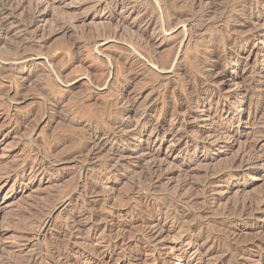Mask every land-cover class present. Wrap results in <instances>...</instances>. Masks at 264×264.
<instances>
[{"label": "rangeland", "instance_id": "1", "mask_svg": "<svg viewBox=\"0 0 264 264\" xmlns=\"http://www.w3.org/2000/svg\"><path fill=\"white\" fill-rule=\"evenodd\" d=\"M41 1L45 36L29 41L23 22L0 35V264H264V0ZM25 39L27 65L15 51ZM204 79L218 85L192 95ZM178 113L195 114L189 135L208 151L160 135L182 131ZM239 158L249 167L224 185ZM243 201L255 218L233 213Z\"/></svg>", "mask_w": 264, "mask_h": 264}, {"label": "bare ground", "instance_id": "2", "mask_svg": "<svg viewBox=\"0 0 264 264\" xmlns=\"http://www.w3.org/2000/svg\"><path fill=\"white\" fill-rule=\"evenodd\" d=\"M16 1V0H15ZM170 1V0H169ZM190 1H192V0H190ZM211 1H216V0H211ZM40 2H42L41 0L40 1H38L37 0V3L34 5V7L32 6L29 10L30 11H28V9L26 8V6H25V4L24 3H20V1L18 2V4L16 3L15 4V2H14V0H0V35H6V34H8V27L9 26H15L16 24V26H18V24L19 25H22L21 23L23 22L24 23V26H21V27H24V29H25V33H27V35L28 36H30V38H28L29 39V41H32V40H30V39H32L33 38V41L37 38V36H38V34L40 33V34H42V35H44L45 36V33H46V29H45V27H44V25H43V27H40L39 26V21H40V19H41V15L43 14V11H42V7H41V4L42 3H40ZM44 2V1H43ZM165 2V1H164ZM184 2V1H183ZM193 2V1H192ZM194 2H197V1H194ZM199 2H200V0H199ZM198 2V3H199ZM204 2V1H203ZM250 2V1H249ZM32 3V2H31ZM177 3V2H176ZM184 3H187V2H184ZM198 3L197 4H195V5H197L199 8H200V6L198 5ZM207 3V2H206ZM163 4H165V3H163ZM170 4V3H169ZM168 4V5H169ZM194 4V3H193ZM200 4V3H199ZM212 4V3H211ZM215 4V3H214ZM31 5V4H30ZM45 5V4H44ZM171 5V4H170ZM169 5V6H170ZM183 4H181V6H182ZM185 5V4H184ZM190 5V4H189ZM209 5V4H208ZM213 5V4H212ZM217 5V4H216ZM215 5V6H216ZM242 5H243V3H242ZM180 6V7H181ZM191 6H192V4H191ZM203 6H204V4H203ZM206 6V5H205ZM219 6V5H218ZM28 7H29V5H28ZM190 7V6H189ZM202 7V6H201ZM209 7V6H208ZM213 7V6H212ZM220 7V6H219ZM219 7H218V9H219ZM175 8V7H174ZM179 8V7H178ZM191 8V7H190ZM193 8V7H192ZM195 8H197V7H195ZM169 9V8H168ZM194 9V8H193ZM211 9V8H210ZM218 9H216V7H215V10L217 11ZM164 10V9H163ZM170 10V9H169ZM200 10V9H199ZM199 10H197L198 11V13H199ZM214 10V11H215ZM196 11V12H197ZM212 11V10H211ZM177 12V11H176ZM187 12V11H186ZM190 12V11H189ZM192 12V11H191ZM207 12V11H206ZM165 14H166V12H165ZM171 14V13H170ZM193 14V13H192ZM216 14V13H215ZM214 14V15H215ZM141 15V14H140ZM143 17H142V20L145 22V19L147 20V18H149L148 20H147V23L148 24H150V25H157L158 23H157V21L159 22V20L157 19V16H155L156 17V19H157V21H156V19H154V18H151V17H148V14H144L143 13ZM151 16V15H150ZM208 16V15H207ZM224 16H225V14H224ZM167 17V16H166ZM174 17V16H173ZM172 17V18H173ZM226 17V16H225ZM175 18V17H174ZM175 19H178V18H175ZM189 18H187L186 20H188ZM162 19H160V21H161ZM169 21L167 22L168 24L167 25H171V22L172 21H170V19H168ZM183 20V19H182ZM185 20V19H184ZM186 20L184 21V22H186ZM191 20V19H190ZM196 20V19H195ZM58 21V20H57ZM165 21V20H164ZM167 21V20H166ZM165 21V22H166ZM177 21V20H176ZM179 21H180V19H179ZM193 21V20H192ZM183 22V21H182ZM160 23H162V22H160ZM174 23V22H173ZM176 23V22H175ZM179 24V23H178ZM183 24V23H182ZM192 24V23H191ZM155 25V26H156ZM161 25V24H160ZM163 25V24H162ZM177 25V24H176ZM50 26V25H49ZM162 27V26H161ZM188 27V26H187ZM174 28H175V24H174ZM174 28H172V30L174 29ZM50 29V28H49ZM162 29V28H161ZM164 29V28H163ZM184 29V32H186L187 30H186V28L184 27L183 28ZM20 30V29H19ZM21 30H22V28H21ZM167 30V29H166ZM165 30V31H166ZM10 31V30H9ZM17 31V30H16ZM23 31V30H22ZM168 31V30H167ZM169 31H170V29H169ZM21 32V31H20ZM143 33V32H142ZM48 34V33H47ZM53 34V33H52ZM14 35V34H13ZM24 35V34H23ZM27 35H26V37H27ZM144 35V34H143ZM184 35V34H183ZM17 36V35H16ZM20 36V35H19ZM43 36V37H44ZM145 36V35H144ZM144 36H142L141 35V37H142V40L144 41L145 39H144ZM24 37V36H23ZM25 37V38H26ZM147 37V36H146ZM145 37V38H146ZM6 38V37H5ZM40 39H41V37H39ZM149 38V37H148ZM7 39V38H6ZM9 39V38H8ZM44 39V38H43ZM26 41H22L21 43H18V44H16V46H15V51H16V53H17V55L18 56H20V58H21V60H20V58H19V60L20 61H22V64L23 65H27V61H26V59H29L30 57H32V56H27V54L28 53H32V47L30 46V42L27 40V39H25ZM42 40V39H41ZM148 40V39H147ZM9 41V40H8ZM21 41V40H20ZM38 41V40H37ZM40 41V40H39ZM89 41V40H88ZM91 41H93V40H91ZM141 41V40H140ZM147 42V41H146ZM67 43V42H66ZM142 43V42H141ZM5 44V43H4ZM34 44V43H33ZM38 44H39V42H38ZM64 44V43H63ZM97 44V43H96ZM95 44V45H96ZM139 44H140V42H139ZM145 44H147V43H145ZM42 45V44H41ZM74 45V44H73ZM141 45V44H140ZM221 45H223V44H221ZM97 46V45H96ZM143 46V45H142ZM180 47H179V51L178 52H176L177 53V55H176V57L175 58H178V57H180L181 55V49H182V45H179ZM5 47V46H4ZM34 47V46H33ZM70 47L73 49V47H72V45H70ZM95 47V46H94ZM145 47L146 46H144V50H145ZM229 47V46H228ZM227 47V48H228ZM7 48V47H6ZM11 48V47H10ZM37 48V47H36ZM40 48V47H39ZM147 48V47H146ZM220 48H222V46L220 47V46H217V47H215V49H213V52H216V51H218ZM226 46H223V48H222V50L223 51H226ZM12 49H14L13 48V46H12ZM8 50V49H7ZM35 50H37V49H35ZM148 50V49H147ZM146 50V51H147ZM9 51H10V49H9ZM12 51V50H11ZM10 51V52H11ZM149 51V50H148ZM221 51V50H220ZM42 52V51H41ZM211 52V51H210ZM12 54H15V53H12ZM34 54V53H33ZM38 54V53H37ZM175 54V53H174ZM211 54V53H210ZM217 54V53H216ZM226 54V53H225ZM30 55V54H29ZM214 55H215V53H214ZM218 55V54H217ZM36 56V55H35ZM146 56V55H145ZM211 56V55H210ZM173 57V56H172ZM173 57V58H174ZM174 58V59H175ZM33 59V58H32ZM142 59V58H141ZM179 59V58H178ZM7 60V59H6ZM148 60H149V58H148ZM176 60V59H175ZM174 60V61H175ZM146 61V60H145ZM172 61V60H171ZM140 62V61H139ZM169 62H170V60H169ZM176 62V61H175ZM174 62V63H175ZM30 63V62H29ZM158 63H160V62H158ZM171 63V62H170ZM169 63V64H170ZM195 63H197L196 61H195ZM203 63V62H202ZM21 64V63H20ZM199 64V63H198ZM203 64H205V63H203ZM220 64V63H219ZM19 65V64H18ZM146 65V64H145ZM150 65V64H149ZM152 65V64H151ZM160 65V64H159ZM159 65H158V67H159ZM171 65V64H170ZM111 66V65H110ZM173 66H174V64H173ZM188 66H189V64H188ZM188 66H186V67H188ZM147 67V66H146ZM155 67V66H154ZM170 67V66H169ZM185 67V66H184ZM203 67V66H202ZM224 67V66H223ZM175 68V66L173 67V69ZM177 68H178V64H177ZM205 68V67H204ZM147 69V68H146ZM159 69H160V67H159ZM166 69H168V68H166ZM171 69H172V67H171ZM188 69V68H187ZM203 69V68H202ZM202 69H201V72H202ZM208 69V68H207ZM207 69L205 70V71H207ZM210 69V68H209ZM212 69L214 70V71H219L220 70V66L218 65V63L217 64H214V65H212ZM225 69V68H224ZM161 71H163L164 70V68H163V70L162 69H160ZM169 70V69H168ZM168 70H166V71H168ZM180 70V69H179ZM184 70V69H183ZM186 70V69H185ZM244 70V69H243ZM243 70H242V72H243ZM189 71H192L191 69L189 70ZM111 72V71H110ZM145 72V71H144ZM157 72V71H156ZM159 72V71H158ZM157 72V73H158ZM169 72V71H168ZM171 72H173V71H171ZM176 72V71H175ZM178 72V71H177ZM174 73V72H173ZM31 74V73H30ZM29 74V75H30ZM34 74V73H33ZM158 74H160V73H158ZM172 74V73H171ZM204 74H206V73H204ZM193 75V74H192ZM197 75V74H196ZM211 75V74H210ZM226 74H222L221 75V77L223 78L224 76H225ZM154 76V75H153ZM160 76H162V75H160ZM215 76H217V75H215ZM110 77V76H109ZM145 77V79H146V76H144ZM164 76H162L161 78H163ZM207 77V76H206ZM210 77H213V73H212V75L210 76ZM210 77H208L209 79H210ZM160 78V77H159ZM193 78V77H192ZM29 79V78H28ZM148 79L149 78H147V81H148ZM203 79V78H202ZM209 79H204L205 81H201V82H199V83H197L199 80H197L196 81V83L197 84H195L194 85V87H193V91H192V95H196L197 93H198V91L201 89V88H203V87H208V86H211V85H214V84H217L218 83V81L217 80H209ZM60 80V79H59ZM160 80V79H159ZM220 80V79H219ZM191 81V80H190ZM155 82V81H154ZM183 82H184V80H183ZM190 83V82H189ZM249 83H250V81H249ZM192 84V83H191ZM190 84V85H191ZM146 85V84H145ZM164 85V84H163ZM193 85V84H192ZM218 85V84H217ZM162 86V85H161ZM146 87V86H145ZM178 87V86H177ZM188 87V86H187ZM170 88V87H169ZM168 88V89H169ZM243 88H244V90H248V88H249V85L248 86H246V84H245V86L243 85ZM40 89V88H39ZM147 89V88H146ZM167 89V90H168ZM38 90V89H37ZM152 90V89H151ZM174 90V89H173ZM250 90V89H249ZM169 91V90H168ZM10 93V92H9ZM175 94V93H174ZM233 94V93H232ZM167 95V94H166ZM190 95H191V92H190ZM146 96H148V95H146ZM145 96V97H146ZM157 96H158V94H157ZM215 96H218L220 99H226L224 96H222L221 95V93H220V91H213L211 94H210V97L211 98H213V97H215ZM151 97V96H150ZM156 97V96H155ZM169 97V96H168ZM49 98V97H48ZM48 98H46V99H48ZM166 98V97H165ZM45 99V100H46ZM50 99V98H49ZM53 99V98H52ZM138 99V98H137ZM145 99V98H144ZM151 99V98H150ZM128 101V100H127ZM145 100H143L142 102H144ZM154 101H156V100H154ZM158 101V100H157ZM168 101V100H167ZM130 102V101H129ZM152 102V101H151ZM128 103V102H127ZM136 103V102H135ZM150 103V102H149ZM131 104V103H130ZM129 103H128V106L130 105ZM141 104H143V103H141ZM154 104V103H153ZM158 104V103H157ZM156 104V105H157ZM164 104V103H163ZM182 105V104H181ZM258 105V104H257ZM144 106V105H143ZM159 106V105H158ZM187 106V105H186ZM127 107V106H126ZM134 107V105L132 104L131 105V108H133ZM138 107H140V106H138ZM237 107V106H236ZM238 107H240V106H238ZM142 108V107H141ZM175 108V107H174ZM135 109H139V108H135ZM192 109V108H191ZM123 110V109H122ZM128 110V113L129 112H132V110L130 109V108H128L127 109ZM162 110V109H161ZM166 110V109H165ZM176 110V109H175ZM174 110V111H175ZM138 111V110H137ZM174 111H171V112H174ZM178 111V110H177ZM181 111H183V110H181ZM209 111V110H208ZM147 112H150V113H153V112H155V106H153L152 104H148V105H146V106H144V109H143V114H145V113H147ZM176 112V111H175ZM180 112V111H179ZM120 113V112H119ZM127 113V114H128ZM136 113V112H135ZM134 113V114H135ZM138 113V112H137ZM136 113V114H137ZM195 113V112H194ZM194 113H191V114H189L188 115V117H186V116H182L181 114H175L176 116H177V119H176V123H175V121H174V123L175 124H173L174 126H177V125H180V127H182L183 129H182V131L181 132H179V130H181V129H179V127H178V131H176L175 130V127L174 128H167L165 125H157V129H158V131H159V133H160V135H164V136H172V138L173 137H176V136H178V137H180L179 139H185L186 140V143H191V142H197V144H202V149L204 150V151H208L210 148H208L207 146H206V144L204 145V142H203V140H202V137H201V135H197V139H200V141H197V139L196 138H194L192 135H189V131H188V126H187V124H188V118L190 119H193V118H196V116H195V114ZM168 114V113H167ZM173 114V113H172ZM187 114V113H186ZM185 114V115H186ZM153 115V114H152ZM158 115H160V114H158ZM174 115V116H175ZM43 116V115H42ZM140 116V115H139ZM173 116V115H172ZM49 115L47 114V117L45 118V121L46 120H49ZM127 117H129V116H127ZM131 117V116H130ZM144 117V116H143ZM151 117H153V116H151ZM164 117V116H163ZM52 118V117H51ZM140 118V117H139ZM147 118V117H146ZM165 118V117H164ZM163 118V119H164ZM39 119V118H38ZM54 119V118H53ZM129 119V118H128ZM35 120H37V119H35ZM51 120V119H50ZM125 120V119H124ZM139 120V119H138ZM193 120H195V119H193ZM151 121V120H150ZM150 121L148 120V119H145V120H143V121H138V123H137V129L138 130H140V131H142L143 129H146L147 127H149L150 126ZM192 121V120H191ZM44 122V121H43ZM190 122V121H189ZM50 123V122H49ZM94 125V124H93ZM113 125V124H112ZM172 125V126H173ZM153 126V125H152ZM122 127V126H121ZM120 127V128H121ZM125 128V127H124ZM96 129V128H95ZM109 130V129H108ZM92 131V130H91ZM91 131H89V132H91ZM121 131V130H120ZM146 131V130H145ZM96 132V131H95ZM99 132V131H98ZM116 132V131H115ZM136 132V131H135ZM134 132V133H135ZM143 132V131H142ZM203 133V132H202ZM89 134V133H88ZM195 134V133H194ZM193 134V135H194ZM91 135V134H90ZM104 135V134H103ZM106 135V134H105ZM196 135V134H195ZM192 136V137H191ZM88 137H90V136H88ZM87 137V138H88ZM97 137V136H96ZM95 137V138H96ZM110 137H111V135H110ZM119 137V136H118ZM134 137V136H133ZM204 137V136H203ZM114 138V137H113ZM136 138H138V137H136ZM126 139L127 138H122V139H120L121 140V142H126ZM88 140H90V139H88ZM92 140V139H91ZM95 140V139H94ZM103 140V139H102ZM116 140V139H115ZM111 141V140H110ZM205 141V140H204ZM101 142V141H100ZM108 142V141H107ZM128 142V141H127ZM200 142V143H199ZM95 143V142H94ZM119 143V142H118ZM98 144V143H97ZM96 144V145H97ZM96 145H95V148H96ZM99 145V144H98ZM191 145V144H190ZM84 146V145H83ZM94 147V146H93ZM149 147V146H148ZM86 148V147H85ZM94 148V149H95ZM103 149V147H100V150H102ZM93 150V149H92ZM97 150H99V146H98V149ZM104 150V149H103ZM88 151H90V149L88 150ZM142 151H150L147 147H142ZM141 151V152H142ZM81 152H82V155L84 154L83 153V151L81 150ZM41 153V152H40ZM96 153V152H95ZM37 154L39 155V152H37ZM86 154H88V152L86 153ZM92 154V153H91ZM146 154V153H145ZM85 155V154H84ZM94 155V154H93ZM141 155H143V154H141ZM74 156V155H73ZM74 157H76V155L74 156ZM83 157V156H82ZM112 157H114V156H112ZM92 158V157H91ZM94 158H96V157H94ZM115 158V157H114ZM113 158V159H114ZM68 160H69V156H68V158H67ZM41 160V159H40ZM84 160V159H83ZM93 160V159H92ZM202 161V160H201ZM192 162V161H191ZM209 162V161H208ZM44 163V162H43ZM201 163V162H200ZM49 164V163H48ZM51 164V163H50ZM49 164V165H50ZM209 166H213V165H211V164H209V163H207ZM207 164H204V166H206ZM109 165V164H108ZM201 165V164H200ZM197 166H199V164L197 165ZM208 166V167H209ZM45 167V166H44ZM84 167V166H83ZM214 167V166H213ZM249 167V165L248 164H246L244 161H243V159L242 158H239L236 162H235V164H231L227 169L224 167V171L222 172V171H220V173H222V176H223V183H224V185L226 184V182H227V179L229 178V177H231L232 175H233V173L235 172V171H238V170H245V169H247ZM43 168V167H42ZM51 168V167H50ZM202 169V167H199V169ZM209 168H211V167H209ZM215 168H217V167H215ZM198 169V170H199ZM218 169V168H217ZM223 169V168H222ZM226 169V170H225ZM43 170V169H42ZM86 170V169H85ZM204 170V169H203ZM215 170V169H214ZM16 171V170H15ZM82 171V170H81ZM209 171V170H208ZM218 170H216V172H217ZM46 172V171H45ZM87 172V171H86ZM15 173H17V172H15ZM82 173V172H81ZM218 173V172H217ZM208 174V173H207ZM215 174V173H214ZM210 175V174H209ZM208 175V176H209ZM211 175H213V174H211ZM17 176V175H16ZM140 176V175H139ZM204 176V175H203ZM215 176V175H214ZM23 177V176H22ZM155 177V176H154ZM6 178V177H5ZM214 178V177H213ZM12 179V178H11ZM6 181V183H8L9 182V179H6L5 180ZM20 181V180H19ZM205 181V180H204ZM201 182V181H200ZM203 182V181H202ZM205 185V184H204ZM203 184H202V186H204ZM205 186H207V185H205ZM204 188V187H203ZM206 188V187H205ZM200 189V188H199ZM89 190V189H88ZM206 190V189H205ZM86 191V190H85ZM92 192H93V190H91ZM196 191V190H195ZM203 191V190H202ZM89 192V191H88ZM239 193V192H238ZM193 195V194H192ZM244 195V194H243ZM199 196V195H198ZM192 197V196H191ZM200 197V196H199ZM71 199V198H70ZM190 199V198H189ZM189 201V200H188ZM239 202V201H238ZM197 203V202H196ZM86 204V203H85ZM84 204V205H85ZM198 204V203H197ZM197 204H196V206H197ZM235 204V207H236V204L237 203H234ZM240 204V203H239ZM79 205V204H78ZM83 205V204H82ZM172 205V204H171ZM80 206V205H79ZM167 206H169V205H167ZM83 207V206H82ZM81 207V208H82ZM199 208H202V207H200V206H198ZM78 208V207H77ZM195 208V207H194ZM206 209V208H205ZM231 209H233V208H231ZM83 210H85V209H83ZM228 211V210H227ZM226 211V212H227ZM253 210H252V205H251V203L250 204H246V203H244V201H243V203L242 204H240L239 206H237L236 208H235V211H233V213L235 212L236 213V215H239V216H246V217H248V219L250 218V217H253L254 216V218H255V215L253 214H251V212H252ZM202 212V211H201ZM229 212V211H228ZM254 212V211H253ZM221 213H225L224 211L223 212H221ZM233 213H231L230 212V214H233ZM238 213H240V214H238ZM258 213V212H257ZM195 213H193V215H194ZM197 214V213H196ZM229 213H227L226 215H228ZM249 214H251L252 216H248ZM225 215V214H224ZM235 215V216H236ZM231 216V215H230ZM195 217V216H194ZM225 217H227V216H225ZM224 217V218H225ZM232 217H234V216H232ZM231 217V218H232ZM245 217V218H246ZM43 218H44V216H43ZM47 217H45V219H46ZM51 218V217H50ZM50 218H47L45 221H44V226L45 225H48L49 223H50ZM194 219V218H193ZM239 219H240V217H239ZM190 220V219H189ZM196 220H197V218H196ZM225 220V219H224ZM41 221H42V219H41ZM42 221V222H43ZM225 221H227V220H225ZM79 222H81V221H79ZM203 222V221H202ZM201 222V223H202ZM83 223V222H82ZM200 223V224H201ZM226 223V222H225ZM42 224V223H41ZM197 224V223H196ZM207 224V223H206ZM219 224V223H218ZM247 224V223H246ZM79 225V224H78ZM84 225V224H83ZM82 225V226H83ZM221 225H223V224H221ZM225 225V224H224ZM81 226V225H80ZM79 226V227H80ZM202 226H203V224H202ZM214 226V225H213ZM217 226V225H216ZM78 227V228H79ZM215 228V227H214ZM229 228V227H228ZM41 229V228H40ZM39 229V230H40ZM70 229V228H69ZM193 229V228H192ZM201 231H202V228H199ZM216 229H217V227H216ZM215 229V230H216ZM219 229V228H218ZM218 229L216 230V231H218ZM230 229V228H229ZM34 230V229H33ZM81 231V230H80ZM220 232H221V229L219 230ZM225 231V230H224ZM39 232V231H38ZM41 232V231H40ZM39 232V233H40ZM70 232V231H69ZM206 232V231H205ZM204 232V233H205ZM220 232H218V233H220ZM31 233V232H30ZM70 233H72V232H70ZM212 233V232H211ZM210 233V234H211ZM227 233V232H226ZM226 233H224V234H226ZM66 234V233H65ZM65 234H63V235H65ZM222 234V233H221ZM228 234V233H227ZM33 235V234H32ZM213 235V234H212ZM217 235V234H216ZM36 236V235H35ZM208 236H209V234H208ZM211 236V235H210ZM223 236H225V235H223ZM229 236V235H228ZM264 236V235H263ZM38 237V236H37ZM70 237V236H69ZM202 237V236H201ZM200 237V238H201ZM226 237V236H225ZM65 238H66V236H65ZM205 238H207V236L205 235ZM211 238V237H210ZM227 238V237H226ZM231 238V237H230ZM68 239V238H67ZM225 239V238H224ZM261 239V238H260ZM56 240V239H55ZM63 240H64V238H63ZM66 241V240H65ZM231 241H233V240H231ZM255 240H253V242H254ZM51 242H52V240H51ZM62 242V241H61ZM64 242V241H63ZM66 242H68V241H66ZM208 242H210L209 240H208ZM214 242V241H213ZM223 242V241H222ZM234 242H236V240L234 241ZM38 243V242H37ZM206 243H207V241H206ZM226 243V242H225ZM228 243H230V242H228ZM239 243V242H238ZM246 243V242H245ZM250 243V242H249ZM248 243V244H249ZM50 244V243H49ZM54 244H55V241H54ZM53 244V245H54ZM66 244V243H65ZM68 244V243H67ZM232 244V243H231ZM240 244V243H239ZM253 244V243H252ZM57 245V244H56ZM210 245V244H209ZM221 245H222V243H221ZM220 245V246H221ZM228 245V244H227ZM237 245V244H236ZM241 245V247H242V245L243 244H240ZM254 245H256V247H261V245H260V243H254ZM58 246L60 247V245L58 244ZM63 246V245H62ZM67 246V245H66ZM70 246V245H69ZM216 246V245H215ZM238 246V245H237ZM53 247V246H52ZM68 247V246H67ZM212 247V246H211ZM217 247H219V246H217ZM223 247V246H222ZM221 247V248H222ZM41 248V247H40ZM54 248V247H53ZM66 248V247H65ZM232 248V247H231ZM234 248V247H233ZM64 249V248H63ZM264 249V248H263ZM262 249V250H263ZM71 250V249H70ZM222 251L224 250V253L226 254L227 252H229V251H227V250H225V249H221ZM243 250H245V249H243ZM260 250V249H259ZM219 252V251H218ZM232 252V251H231ZM36 253H38V251L36 252ZM35 253V254H36ZM220 253V252H219ZM223 253V252H222ZM223 253V254H224ZM39 254L41 255L40 256V260H44L45 261V258H42V251H40L39 252ZM221 254V253H220ZM57 256V255H56ZM56 256L55 257H49V259L51 260V262L52 263H56V261L55 260H57V258H56ZM58 256H60V255H58ZM62 256V255H61ZM35 257H36V255H35ZM204 257V256H203ZM222 257H223V255H222ZM30 258V257H29ZM35 259H37V258H35ZM47 259V258H46ZM226 259V258H225ZM234 259V258H233ZM61 260H62V258H61ZM64 260V259H63ZM66 260V259H65ZM230 260V259H229ZM29 261V260H28ZM34 261V260H33ZM37 262V261H36ZM36 262L34 263V264H36ZM39 262V261H38ZM51 262H49V263H51ZM59 262V261H58ZM219 262H221V261H219ZM223 263V262H222ZM178 264H181V260H179V263Z\"/></svg>", "mask_w": 264, "mask_h": 264}]
</instances>
